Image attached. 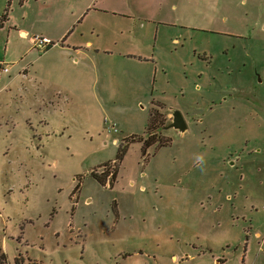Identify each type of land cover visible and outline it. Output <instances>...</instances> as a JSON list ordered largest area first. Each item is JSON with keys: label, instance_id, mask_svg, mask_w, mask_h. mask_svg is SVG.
Instances as JSON below:
<instances>
[{"label": "rangeland", "instance_id": "obj_1", "mask_svg": "<svg viewBox=\"0 0 264 264\" xmlns=\"http://www.w3.org/2000/svg\"><path fill=\"white\" fill-rule=\"evenodd\" d=\"M251 9L192 3L155 22L106 15L112 22L88 39L133 44L98 54L63 90L62 80L39 86L60 109L28 86L0 93V264H253L238 219L250 213L245 194L264 198V7ZM132 50L155 63L117 56ZM152 109L169 143L143 155L130 139L145 135ZM171 111L185 133L163 130ZM114 162L115 180L97 183L91 173L111 174Z\"/></svg>", "mask_w": 264, "mask_h": 264}, {"label": "crops", "instance_id": "obj_2", "mask_svg": "<svg viewBox=\"0 0 264 264\" xmlns=\"http://www.w3.org/2000/svg\"><path fill=\"white\" fill-rule=\"evenodd\" d=\"M5 1L6 6L0 18L4 15L9 0ZM192 3L233 8L250 6L251 10L257 6L261 7V10L264 7L258 0H11L7 18L0 26V42L3 38V56L8 54L16 59H10L12 74L5 80L2 75L10 74V69L4 72L6 64L0 61V93L15 92L28 86V91L35 101L38 98L43 105L60 109L63 102L50 96L48 88L40 90L39 86L57 85L61 80L62 87L69 81L76 84L75 82H80L81 70L86 74L95 64L98 54H113L114 47L133 44L132 38L121 37H106L105 40L99 41L101 36L98 33L95 39H88V34L93 37L98 25L112 22V18L108 17L113 14L120 19L135 18L137 21L155 22L158 13L164 8L177 11ZM115 24L122 23L116 21ZM81 26H84V29L76 37L75 32ZM89 28H92L91 32H88ZM34 37L48 40L51 46L46 52L38 51L32 44ZM96 45L105 48L103 51L106 53L97 50ZM117 56L121 61L141 65H150L154 61L153 53L140 55L135 50ZM21 60L26 61L23 66L20 65ZM153 69L154 72L157 71L156 68ZM83 80H86V77ZM245 198L251 201L250 213L243 212L238 217L245 224L242 226H247L244 228L243 261L245 262L247 253L253 251V264H263L264 216L259 219L257 214L264 212V198L260 204H255L249 194H245Z\"/></svg>", "mask_w": 264, "mask_h": 264}, {"label": "trees", "instance_id": "obj_3", "mask_svg": "<svg viewBox=\"0 0 264 264\" xmlns=\"http://www.w3.org/2000/svg\"><path fill=\"white\" fill-rule=\"evenodd\" d=\"M10 1H8L6 10L4 12V15L0 18V26L2 25V23L6 20L7 18V12H8V8L10 6ZM158 114V110H151V113L149 115V120H148V124L146 127V132L145 135L143 137H133L131 138V142H141L142 143V154L144 155L146 152V149H148L151 146H157V147H164L167 146L169 141L168 140H163L161 139L159 136L156 135L155 131L157 129H159L161 126L155 128L152 124L155 121V116ZM123 153H120L118 155L117 161H120V159L122 158ZM112 164V163H110ZM116 164V162H114L112 165V169L113 172H111V174H109V172H102L101 174H97L95 172L91 173V176L95 179V181L97 183H99L102 186H105L107 183V180H109L108 182L111 184L116 177V173H117V167L114 166ZM109 164L104 165L103 167L106 168ZM109 177V178H108Z\"/></svg>", "mask_w": 264, "mask_h": 264}, {"label": "water", "instance_id": "obj_4", "mask_svg": "<svg viewBox=\"0 0 264 264\" xmlns=\"http://www.w3.org/2000/svg\"><path fill=\"white\" fill-rule=\"evenodd\" d=\"M171 122L168 126L164 127L163 130L173 129L179 133H185L187 131V124L184 121L182 114L179 111H171Z\"/></svg>", "mask_w": 264, "mask_h": 264}, {"label": "built area", "instance_id": "obj_5", "mask_svg": "<svg viewBox=\"0 0 264 264\" xmlns=\"http://www.w3.org/2000/svg\"><path fill=\"white\" fill-rule=\"evenodd\" d=\"M33 47L37 50H46L48 47L51 46V43L43 38L40 37H34L32 39ZM4 72H7V68L3 69Z\"/></svg>", "mask_w": 264, "mask_h": 264}]
</instances>
